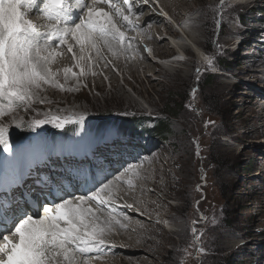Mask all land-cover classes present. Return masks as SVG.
I'll return each instance as SVG.
<instances>
[{"label":"rangeland","instance_id":"374dc122","mask_svg":"<svg viewBox=\"0 0 264 264\" xmlns=\"http://www.w3.org/2000/svg\"><path fill=\"white\" fill-rule=\"evenodd\" d=\"M158 1L149 0L144 15L137 19L141 28L127 29V37L133 35L132 38L139 42L144 51L148 48L152 50L149 45L151 40L144 39L148 33L144 16L152 13L167 18L177 29L179 37L157 35L156 38L165 39L164 42L174 48L167 47L161 50V54L153 50L151 55L145 52L150 57L147 62L155 68L158 66L160 73L153 68L147 74L140 72L135 79L130 76L124 78L127 69H119L112 57L109 58L102 50L103 60L97 58L92 65V71L97 74L82 77L79 90L61 91L45 86L41 96L51 103L36 104L32 111L20 113L26 121L38 115L42 118L49 110L61 116L83 113L86 118L81 124L70 125L77 132L63 138L61 134L65 133H61L62 129L52 124L35 131L9 124V139L14 150L12 153L0 149V156L10 153L19 156L23 151H29L22 144L29 143L31 157H35L33 161H43L40 166L42 170H39L45 174L52 169V164H47L42 158L44 152L39 149L35 151L34 147L41 142H53L54 146L60 145L63 140L66 145L84 140L93 156L98 158L99 175L103 176L100 179H105V176L120 177L116 183L125 193L134 195L138 191L137 186L146 184V173L143 171H149V177L163 184V187L170 183L172 185L169 189L166 187L165 193L155 192L152 185L146 186V190L156 193L159 199L166 198L164 194H167L166 210H158L151 215L136 211L137 218L147 223L155 217L154 225L161 230L158 236L172 233V244H165L156 251L155 248L151 249L154 255L146 252L147 246L143 247L146 250H142L141 255L146 260L145 264H264V120L256 117L264 114V14L260 13L264 0L247 3H240V0H206L208 4L193 14L201 16L204 22L203 35L200 36L203 40L198 36L204 41V46H198L187 37L168 14L162 15L163 10L159 8L162 0ZM192 1L189 3L193 4ZM106 11H109L108 8ZM27 18L32 20L31 17ZM33 18L32 21H36L39 17ZM40 22L44 25L41 28H48L44 22ZM179 44H186L193 52H184ZM59 50L64 54L56 61L62 58L75 63L71 53L63 48ZM74 51L78 52V48H74ZM140 54L134 52L125 55L126 65L129 66L135 59L139 62V58H142ZM92 55L95 57L94 52ZM206 58L213 60L212 66L208 65ZM223 63L228 70L219 65ZM105 68L116 79V84ZM78 70L76 68L75 71ZM175 70L180 71L185 81L169 84L161 76L162 71L174 74ZM166 111L170 112L168 116L164 114ZM149 118L150 122H145ZM159 120L165 121L162 124L168 129L162 137L156 136L158 131L160 134L163 130V127L155 129ZM9 121L10 118H4L5 123ZM137 121H141V124L137 125ZM255 128L260 130V134ZM57 132L60 133L57 138L51 139V134ZM114 139L118 141L114 144L116 151L118 149L121 155L131 154L120 171L118 166L104 159L107 148L111 146L110 140ZM56 148L52 147L45 155L59 159L54 151ZM22 159L26 161L25 157ZM155 159L161 160V164L173 172V179L154 171ZM58 161L63 162L62 159ZM38 164L40 161L28 168L33 170ZM129 165L132 166L131 170H127ZM136 166L140 169L137 170ZM54 167L60 169L58 165L54 164ZM114 168L116 172H110ZM126 178L132 180V186H129ZM28 179L25 176L23 182ZM9 184L18 185L15 190L23 187L22 181H9ZM117 196L111 207L118 209L122 216L124 208L128 206L133 209V205H128L127 198L121 192L118 191ZM92 205L88 202L87 206L94 210L95 206ZM102 210L98 214L101 218H108L110 209ZM127 214L125 216L129 218L132 216ZM157 216L162 220H158ZM130 231L134 233V230ZM112 253L114 257L123 255L115 249ZM98 256L92 254L85 258L89 260L88 264H108L96 260Z\"/></svg>","mask_w":264,"mask_h":264},{"label":"snow or ice","instance_id":"6c2138e0","mask_svg":"<svg viewBox=\"0 0 264 264\" xmlns=\"http://www.w3.org/2000/svg\"><path fill=\"white\" fill-rule=\"evenodd\" d=\"M101 3L112 11L97 8ZM148 4L149 0H92L91 4L87 0H0V149L14 150L9 139V124L32 131L46 124L61 129L69 124H81L86 118L83 113L61 116L49 110L42 118L38 115L27 121L20 113L32 111L36 104L51 103L41 96L45 86L61 91L79 90L82 77L97 74L92 71V65L97 58H103V48L117 58L128 54L134 45L115 17L128 29L138 30L140 25L136 21L144 15V6ZM33 9L50 22L47 30H39L27 18ZM74 10L78 12L77 19L69 15ZM64 46L75 63L53 70L57 57L64 54L59 50ZM74 48H78V52ZM146 51L151 55L150 48ZM206 60L212 66L213 60ZM74 68L79 70L74 71ZM196 71L199 72V68ZM69 80H74L76 86L66 87ZM6 117L10 118L9 123L4 122ZM131 169L129 165L127 170ZM119 179L118 176L96 179L81 196L67 193L55 182L66 194L50 204L41 205L37 201L35 209L28 202L21 204L15 200L12 193L18 185L0 184V221L3 222L0 224V264H53L60 256L64 264H76L78 254H102L108 246L107 235L117 225L125 227L111 207L116 202ZM127 183L133 185L132 180ZM89 201L96 202V210L86 206ZM104 208L110 211L108 218L102 220L98 213Z\"/></svg>","mask_w":264,"mask_h":264},{"label":"bare ground","instance_id":"6f19581e","mask_svg":"<svg viewBox=\"0 0 264 264\" xmlns=\"http://www.w3.org/2000/svg\"><path fill=\"white\" fill-rule=\"evenodd\" d=\"M189 1L190 0H188V1L187 0H162V2L159 3V6H160L159 8H161L163 10V12H165L170 17H172V19H174L178 23V25H180L179 27L181 28V30L183 29L184 34L187 37H190L195 42V44H197L198 46H204V41H202L203 39H202V37H200L203 35L202 25L204 22H203L201 16L200 17L199 16H193V14L196 13L197 11L200 12V10L203 9L204 6H206V4H208V2L206 0H194V1H192L193 4H191V3H189ZM249 1H251V0H240V3H247ZM87 2L89 4H91L92 0H87ZM139 6L140 5L137 4V7H139ZM96 7L104 9V10H106V8H108L109 11H112V9H110L108 5H104L103 3L96 5ZM144 8H146V5L144 6ZM25 11H27V10L25 9ZM69 15H72L74 19L78 18V12L76 10H74L72 13H69ZM28 17H31L32 20L34 19L33 17H37V18L39 17L40 19L39 18H38L39 20L36 19V21H33V23H35L38 26L39 30H41V31L47 30V28H45V27L41 28V26H44V25H42L40 21L44 22V24H46L47 27H48L50 22L47 20V18L43 14H38L36 9H33L29 13ZM144 18H145L146 29L148 30V33L145 34L144 39H148V40L150 39L152 41V42L151 41L149 42V45H150V47H152V50L157 54H161L160 53V52H162L161 50L166 49L167 47H171L173 49L174 48L173 45L164 42L165 39H162V40L159 39L160 40V44H159L158 43L159 40L156 38L157 35H160V37H163V36L179 37V33L177 32V29L174 28L170 24V22H168L166 20L167 18L164 16L158 17L152 13H151V15H150V13L149 14L147 13L144 16ZM115 19L118 21V26L121 27V30L124 31L126 36H127V29L128 28L124 26V22L120 21L118 16L115 17ZM138 19H140V18H138ZM186 24H189V26L185 27ZM141 32H142V30H141ZM132 36L133 35H129L128 39L131 40L132 44L134 45V48L126 55L129 56L131 54H134V52H137L139 54L141 53L140 55L142 56V58L140 59L138 57L139 62H138V60L136 61V59L133 61L131 60L132 62L130 63L129 66H127L126 65L127 63H125L126 59L124 58L125 55H121V56H119V58L116 59L112 55V53L110 51H108L107 48H103L102 49L103 52L109 58L112 57V60H114L116 66L119 69H121L122 71L124 68L127 69L126 74L124 75V78L127 76H130L131 78L135 79V77L140 76L139 75L140 72H142L143 74H147L149 69H153V68L158 70V72L160 73L161 70L159 69L158 66H156V68H155L152 66V64H149L147 62L150 60V57L145 53L146 51H144L143 48H141V45L139 44V42L137 40H134L132 38ZM198 36L202 40H200V38ZM179 48L188 54H191L193 52V50L190 47H188L186 44H179ZM63 50H66V46H64ZM57 61H56L57 62L56 64L52 65L53 70L63 69L65 65H68L69 67L74 65V63L70 62V60L67 61L66 59H62V58H60ZM178 62H173V64H175V63L178 64ZM73 70L75 71L76 68H74ZM105 70L108 73L109 78L112 81H114V83L116 84V79L110 74V72L108 71V68H105ZM103 71H104V69H103ZM175 71L176 72L174 74H171L167 71H162L161 76L167 82H169V84H172L178 80L179 81H185V79H183V77L180 75V71H178V70H175ZM263 78H264V76H263ZM60 79H61V83H64L62 76ZM74 84H75L74 80H69L66 84V87L72 86ZM232 91H233V88H232ZM256 117L257 118L262 117V120H264V114L263 113L259 114L258 116L256 115ZM254 130L258 133L260 131V130L257 131L256 128ZM58 134H60V133H56L55 135L51 134V139L55 140L57 138ZM61 135L63 136V138H67V135L66 136L63 134H61ZM117 142L118 141H116L115 139L110 140L111 146L107 148L108 149L107 156L105 155L104 159L106 158V160H108V161L112 162V164H115L116 166H118V171H120L121 168L125 165V163H127V161L130 159L131 154L126 153V155H121L120 151L118 149L116 151V146L114 144H116ZM22 145L26 146L29 149V151H27V152L23 151L19 156L18 155L13 156V154H12L13 152L7 156H2V155L0 156V184L7 186V185H9V181H12L15 183L22 181L23 189L14 190V192L12 193V195L16 201L17 200H25L27 202L32 203L34 200L39 199L40 204L43 205V199L40 198L39 192L44 193L45 191H40V187L34 185V182H36V181L42 183L41 181L43 179L45 180V182L43 183L45 186L52 184V185L56 186L55 188L57 190H58V187H57L55 182H59V184L62 186H64L66 183H71L72 185L77 184V188L86 189L87 187L91 188L96 179L102 180L100 178H102L103 176L99 175L101 173L100 167H97L98 164L96 163L98 161V158L93 156V152H91V149L88 148V145L85 144L84 140H82L81 142H76V143L74 142L71 145H66L64 140L62 141V143L60 145L54 144L55 148L57 146L58 147H61V146L65 147L64 149L56 148V150H54L59 155V157H57V158L62 159L63 162L61 164V163H58L59 159L54 160L52 158H50V159L46 158L47 164L48 163L52 164V167H51L52 169H50V171H48L45 174L43 173V171H41L42 169L40 168V166L43 165V161L41 159L33 161L35 159V157H31V153H30L31 144L25 143ZM54 146H53V142H50V143H45V142L42 143L41 142L40 145H37V147H34V150L36 151L37 149H39V150L43 151L44 152L43 157H45V153L47 151H49ZM98 152L99 151H97V153ZM86 154H89L90 156H87ZM101 154H103V153H101ZM84 156H86L85 157L86 159L83 158ZM112 156L114 157V159H112ZM23 157H25V159H26L25 162H23V159H22ZM88 157H90L91 160H89ZM155 160H156V162H154V163H156V166L154 167V171L160 173L164 177L169 178L170 180L173 179V177H172V176H174L173 172L172 171H171L172 173L169 172L168 169H166L165 166H163L161 164V160H159V159H155ZM38 161H40V164H38V166L35 169L32 170V169L28 168L29 166L30 167L33 166V164L35 162H38ZM7 162L11 163V165H8ZM54 164L58 165V167H60V169L56 170L54 167ZM94 164H96V166H94ZM101 167H103V166H101ZM136 168H137V166H136ZM39 169H41V170H39ZM138 169H140V167H138L137 170ZM110 172L115 173L116 172L115 168L110 170ZM143 173H146L145 174L146 184L144 183L145 184L144 185L142 183L143 186L135 185V186H137L138 191L136 190L137 193H135L134 195L128 194L127 192L125 193V190L123 188H120V187L117 188V191L121 192L127 198L126 200L128 202V205L129 204L133 205L132 206L133 209H130L128 206H126V208L120 206L122 209L124 208V211H123L124 214H122V216H120L121 213L118 212V209L116 210V208H115L116 218L121 220V222L125 225V227H120L119 225H117V226H115L114 231H112L109 235H107L106 240L108 242V246L104 251L105 253H102V254H104L103 256L99 255L100 257L99 256L96 257V260L103 261V262L106 261V262H108V264H117V261H119V264H145L146 260L144 259L143 255H141L142 250H146L143 247L147 246L146 252L150 253L151 255H154L155 253H153V251L151 249L155 248V251H156V249H159V250L162 249L163 248L162 246H164L165 244H172V242H173L172 233H166V234H163L161 236H158V234H160L161 230L154 225L153 221L155 220V217H154V220H153V218L149 219L150 222L147 223L143 220H140L139 218H137V215H135V214H138L136 212L137 210H140L145 214L151 215L158 210H160V211L166 210L168 207L167 206L168 205L167 194H164V195H166V198L159 199L157 197V195H155L156 193L152 194L151 192L150 193L148 192L149 190L148 191L146 190L147 185L154 186L155 192H158V193H165L167 190L166 187L169 189V187L172 186L170 183V184H167L166 187H163V184H159L156 182V180H153L154 178H152L151 176L149 177V175L151 174L149 171L148 172L143 171ZM143 173H141V174H143ZM170 173H171V175H170ZM42 174H44V175H42ZM25 176H28L29 179L23 182V179L25 178ZM142 179H144V178H142ZM127 180H129V179H127ZM5 182L7 184H5ZM140 184H141V182H140ZM74 196H81V194L78 192ZM89 202L92 203L93 204L92 206H95V208L98 207L96 202H94V201H89ZM119 204H122V203H119ZM33 206H37V205L34 204ZM95 208H94V210H95ZM112 208H114V207H112ZM33 209H35V208H33ZM127 213L132 215V216L129 219L124 220L123 217H125V215ZM159 217H158V220H162ZM101 219L102 220L107 219V217L101 218ZM164 219L166 220V218H164ZM121 228H123L122 231L120 230ZM130 230H134L133 231L134 233H132ZM181 231H179L178 233H180ZM156 238L158 239V241L156 240ZM119 247H120V249H119ZM113 249H115V251H117V252H121L123 255H121V256L118 255L119 257H114L115 254L112 253ZM89 255H92V254H89ZM76 260H78L76 262L77 264H88V261H89L87 258H85V255H80V254H78V257L76 258ZM53 264H64L63 256L57 257L56 260L53 261Z\"/></svg>","mask_w":264,"mask_h":264},{"label":"trees","instance_id":"16d2710c","mask_svg":"<svg viewBox=\"0 0 264 264\" xmlns=\"http://www.w3.org/2000/svg\"><path fill=\"white\" fill-rule=\"evenodd\" d=\"M262 12H260V13H263L264 14V8L261 10ZM222 68H224L225 70H228L227 69V67H226V65L223 63V65L222 64H219ZM164 114H166L167 116H168V114H170V112H168V111H166ZM175 117H178V115L177 116H175ZM174 117V118H175ZM147 120H149V121H147ZM150 118L149 119H145V122H150ZM160 121V120H159ZM162 122H165V121H160L159 123H157L156 124V126H155V129H157V130H159L160 129V127H163V130H162V132H160V134H159V131H158V133L156 134V136L158 137H162V136H164V135H166L167 133H166V131L168 130L167 128H166V126L165 125H163L162 124ZM137 125L138 124H141V121H137V123H136ZM138 128H140V127H138ZM57 130H59V129H57ZM122 131V130H121ZM120 131V132H121ZM58 133V132H57ZM53 135H54V133H53Z\"/></svg>","mask_w":264,"mask_h":264},{"label":"clouds","instance_id":"9594fccd","mask_svg":"<svg viewBox=\"0 0 264 264\" xmlns=\"http://www.w3.org/2000/svg\"><path fill=\"white\" fill-rule=\"evenodd\" d=\"M262 39H263V37H262ZM71 124H69L68 126H66L64 129H62L61 130V133H65V134H63V135H67V136H70L69 134H73L74 133V131H75V128H73V126H70ZM73 130V131H72ZM68 138V137H67ZM42 187H47V186H45L43 183H42ZM49 187V186H48ZM43 190H45L44 188H42ZM45 194H47L46 192H44ZM40 194H42V193H40ZM163 223V222H162ZM165 228H167L168 229V226H164Z\"/></svg>","mask_w":264,"mask_h":264}]
</instances>
